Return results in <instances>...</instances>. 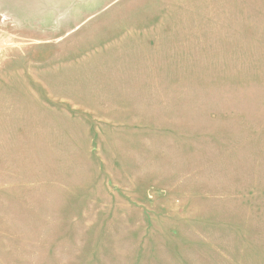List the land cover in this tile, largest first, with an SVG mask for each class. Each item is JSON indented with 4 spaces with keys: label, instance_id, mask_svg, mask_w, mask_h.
<instances>
[{
    "label": "rangeland",
    "instance_id": "rangeland-1",
    "mask_svg": "<svg viewBox=\"0 0 264 264\" xmlns=\"http://www.w3.org/2000/svg\"><path fill=\"white\" fill-rule=\"evenodd\" d=\"M0 264H264V0H0Z\"/></svg>",
    "mask_w": 264,
    "mask_h": 264
}]
</instances>
